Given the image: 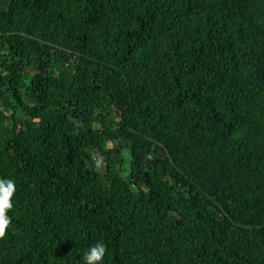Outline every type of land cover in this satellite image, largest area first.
<instances>
[{"label":"trees","instance_id":"1","mask_svg":"<svg viewBox=\"0 0 264 264\" xmlns=\"http://www.w3.org/2000/svg\"><path fill=\"white\" fill-rule=\"evenodd\" d=\"M9 179L0 264H264V0H0Z\"/></svg>","mask_w":264,"mask_h":264},{"label":"clouds","instance_id":"2","mask_svg":"<svg viewBox=\"0 0 264 264\" xmlns=\"http://www.w3.org/2000/svg\"><path fill=\"white\" fill-rule=\"evenodd\" d=\"M16 192V185L13 180H0V239L6 235L11 218L6 214L7 210L13 207L12 197ZM107 245L97 242L83 253L84 264H103Z\"/></svg>","mask_w":264,"mask_h":264},{"label":"rangeland","instance_id":"3","mask_svg":"<svg viewBox=\"0 0 264 264\" xmlns=\"http://www.w3.org/2000/svg\"><path fill=\"white\" fill-rule=\"evenodd\" d=\"M98 160H101V156L100 155H97L96 156Z\"/></svg>","mask_w":264,"mask_h":264}]
</instances>
